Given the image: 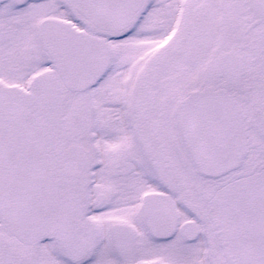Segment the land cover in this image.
<instances>
[{"label":"snow or ice","instance_id":"1","mask_svg":"<svg viewBox=\"0 0 264 264\" xmlns=\"http://www.w3.org/2000/svg\"><path fill=\"white\" fill-rule=\"evenodd\" d=\"M0 264H264V0H0Z\"/></svg>","mask_w":264,"mask_h":264}]
</instances>
